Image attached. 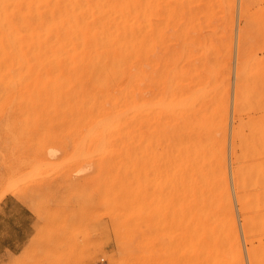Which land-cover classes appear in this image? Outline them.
I'll return each mask as SVG.
<instances>
[{
    "label": "rangeland",
    "instance_id": "374dc122",
    "mask_svg": "<svg viewBox=\"0 0 264 264\" xmlns=\"http://www.w3.org/2000/svg\"><path fill=\"white\" fill-rule=\"evenodd\" d=\"M166 25L168 94H184L186 122L174 127L170 111L169 137H101L103 153L76 107L38 102L32 61L0 51V211L35 218L0 264H264V0H167ZM178 132L198 138L197 176L219 213L231 203L236 228L229 215L185 214L196 187L187 194Z\"/></svg>",
    "mask_w": 264,
    "mask_h": 264
},
{
    "label": "bare ground",
    "instance_id": "6f19581e",
    "mask_svg": "<svg viewBox=\"0 0 264 264\" xmlns=\"http://www.w3.org/2000/svg\"><path fill=\"white\" fill-rule=\"evenodd\" d=\"M166 8L167 0H0V42L6 44L0 51L10 58L7 62L13 58L22 62L25 58L32 61L37 100L41 105L76 107L75 115L84 123L86 138L98 137L97 143L101 142L102 146L94 148V154L99 148L103 153L101 148L108 146L103 142L104 137H169L172 133L168 128L169 113L174 114L171 121L174 127H178L184 121L180 118L186 122L187 118L180 115L188 107H182L184 94L181 92H171V99L168 94L167 72L163 68L166 61ZM20 61L15 64L22 63ZM148 65L156 66V72L148 70ZM152 80L157 82L156 89L142 87L143 83ZM187 126L182 127L185 130ZM174 135L176 145L185 157L187 175L184 176L188 183L185 190L196 187L194 195L188 196L191 199L187 200L185 214L229 215V228H236V215L231 203L224 213H219L216 210L218 200L209 192V196L206 195V183L203 184L197 176L198 138L181 132ZM99 137H102L101 141ZM117 142L120 144L122 140L119 138ZM163 142L167 143L165 139ZM193 188L190 189L192 194ZM232 243L237 244L236 237Z\"/></svg>",
    "mask_w": 264,
    "mask_h": 264
},
{
    "label": "crops",
    "instance_id": "0c3cea01",
    "mask_svg": "<svg viewBox=\"0 0 264 264\" xmlns=\"http://www.w3.org/2000/svg\"><path fill=\"white\" fill-rule=\"evenodd\" d=\"M34 225V215L29 212L0 211V255L5 259L18 255L33 236Z\"/></svg>",
    "mask_w": 264,
    "mask_h": 264
},
{
    "label": "snow or ice",
    "instance_id": "6c2138e0",
    "mask_svg": "<svg viewBox=\"0 0 264 264\" xmlns=\"http://www.w3.org/2000/svg\"><path fill=\"white\" fill-rule=\"evenodd\" d=\"M141 150H142V145H140V146H136V147L134 148V152H135V153H139Z\"/></svg>",
    "mask_w": 264,
    "mask_h": 264
},
{
    "label": "built area",
    "instance_id": "2783aa9c",
    "mask_svg": "<svg viewBox=\"0 0 264 264\" xmlns=\"http://www.w3.org/2000/svg\"><path fill=\"white\" fill-rule=\"evenodd\" d=\"M101 262H105V260L104 259H101Z\"/></svg>",
    "mask_w": 264,
    "mask_h": 264
}]
</instances>
